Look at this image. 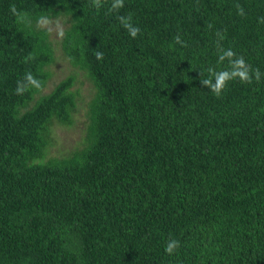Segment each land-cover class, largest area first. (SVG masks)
Segmentation results:
<instances>
[{"label":"trees","instance_id":"16d2710c","mask_svg":"<svg viewBox=\"0 0 264 264\" xmlns=\"http://www.w3.org/2000/svg\"><path fill=\"white\" fill-rule=\"evenodd\" d=\"M111 2L0 0V264H264V0ZM57 45L73 73L45 92ZM229 48L261 79L218 97L200 73L226 69ZM27 72L43 87L18 95ZM78 72L96 89L89 122L49 159L55 127L76 122Z\"/></svg>","mask_w":264,"mask_h":264},{"label":"clouds","instance_id":"9594fccd","mask_svg":"<svg viewBox=\"0 0 264 264\" xmlns=\"http://www.w3.org/2000/svg\"><path fill=\"white\" fill-rule=\"evenodd\" d=\"M104 0H91L92 6H94L97 10L103 7ZM124 7V0H112L109 12H118L121 8ZM238 14L243 16L244 10L240 5H237ZM10 10L14 15L21 21L25 19V16L19 13L15 7V5L10 6ZM118 20L120 24L126 29L128 34L132 38H136L140 33V28L133 24L131 15H119ZM264 23V18L261 20ZM36 25L40 29H46L49 32L53 31V25L59 37H63L65 35L63 26L60 20L57 18L55 21L46 16L41 15L36 20ZM211 27V25H209ZM216 35L223 39L222 34L217 31ZM175 43L183 45V41L179 35L174 37ZM95 57L98 60L103 59V52L96 51L94 53ZM35 56L33 54H29L25 57V63L34 60ZM225 60L228 61V67L223 70L217 71L214 67L207 68V78H205L203 72L201 75V83L204 86L210 88L211 92H213L216 96H220L223 89L226 87L229 81L234 79H239L242 82L251 83L253 79V75L255 76V80L259 81L261 79V72L257 68L255 70L251 69V67L246 63L245 59L242 56H236L232 49H224L222 52L218 53V64H222ZM43 87L42 82L36 78L31 72H27L22 80H18L16 87V94L23 95L26 91L31 88H35L40 90ZM180 247V241L177 239H169L165 245V252L169 255H173Z\"/></svg>","mask_w":264,"mask_h":264},{"label":"rangeland","instance_id":"374dc122","mask_svg":"<svg viewBox=\"0 0 264 264\" xmlns=\"http://www.w3.org/2000/svg\"><path fill=\"white\" fill-rule=\"evenodd\" d=\"M52 32H54L53 38H56L60 41L59 35L57 34L54 25ZM72 69L73 66H71L69 61L65 59L63 53L61 54V50L58 46L56 50V61L50 66L53 76L49 81L45 92L50 91L60 80H63L72 74ZM78 73H80L79 78L75 81L73 86V90L77 93L78 103L77 111L75 112L76 122L71 127H55L52 145L48 148L47 152L49 159H62L70 157L75 151L79 150V142L81 141L80 139L83 134L82 131L89 122V119L86 117V112L88 111L89 107L86 108L84 104H87L88 100L95 94L96 89L94 88L90 79H87L85 76H81V72Z\"/></svg>","mask_w":264,"mask_h":264}]
</instances>
